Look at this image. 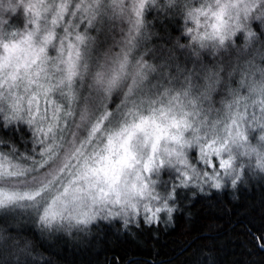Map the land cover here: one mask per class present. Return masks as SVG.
<instances>
[{
    "label": "snow or ice",
    "instance_id": "6c2138e0",
    "mask_svg": "<svg viewBox=\"0 0 264 264\" xmlns=\"http://www.w3.org/2000/svg\"><path fill=\"white\" fill-rule=\"evenodd\" d=\"M149 7L150 0L130 7L138 34ZM231 7L237 10L233 25L222 19L230 15L228 5L214 13L220 21L215 36L223 45L245 29L250 42L256 33L241 15L251 20L255 0ZM111 8L125 12L119 0ZM107 12L101 0H0V224L6 225L0 264H61L55 250L67 244L66 236L74 240L70 247L90 253L87 264H149L128 251L149 246L145 233L152 239L151 264H180L193 245L176 259H158L160 226L167 232L183 215L192 229L197 202L212 213L200 239L219 237L196 247L210 249L208 264H222L220 253L233 239L251 258L232 264H264V83L249 84L250 95L243 96L227 87L215 65L193 61L189 68L176 48L198 55L193 43L203 48L209 37L186 28V43L159 48L153 62L140 56L133 63L125 50L119 72L107 79L96 74L102 93L81 101L75 83L82 49L97 39L91 33L101 31ZM256 19L264 24V12ZM246 72L238 63L229 78L238 74L244 83ZM125 87V97L142 91L147 113L110 127L109 101ZM221 88L227 89L222 115L210 123L211 101ZM253 94L259 99L249 114ZM138 135L146 151L133 143ZM253 187L261 191L259 201L244 204Z\"/></svg>",
    "mask_w": 264,
    "mask_h": 264
},
{
    "label": "clouds",
    "instance_id": "9594fccd",
    "mask_svg": "<svg viewBox=\"0 0 264 264\" xmlns=\"http://www.w3.org/2000/svg\"><path fill=\"white\" fill-rule=\"evenodd\" d=\"M101 2L108 8L101 31L99 33L92 31L91 35L97 39L89 41L88 47L82 49V56L79 60V74L76 77L75 87L80 93L81 101L90 93L97 91L102 93L103 88L97 82L96 74L103 73L104 78L107 79L113 72H119L120 67L117 59L125 50L129 51L133 63L140 56L153 62L154 57L159 55V48H164L166 51L173 45L186 43L184 39L186 28H191L194 34L203 33L209 37L204 41L205 47L203 48L193 43L192 47L197 49L198 55L192 53L187 47L176 48L181 61H187L189 68L193 61L208 66L215 65L223 71L227 87H238L243 96L250 95L249 84L264 83V35H262L264 24L256 19L258 13L264 12V0H255L256 10L253 12L251 20H245L241 15V21L256 33L255 38L249 42L246 30L241 29L223 45L214 33L213 25L220 23L214 13H218L222 6L228 5L230 15L226 14L222 19L230 25L235 24L237 10L231 5L236 0H155L154 5L150 0L149 12L151 15L148 16L142 35L136 32L130 14V7L134 0H119L125 9L123 14L118 9L114 11L111 8L113 0H101ZM252 25L257 27L252 28ZM153 49L157 51L153 52ZM155 62L159 63L158 60ZM238 63L247 70L244 83H241V76L238 74L229 78V73L237 67ZM125 93H127L126 87L123 90L116 89L112 93L109 102L113 106L114 116L110 127H118L120 123H129L135 120L137 111L147 113V106L141 105L140 96L143 94L141 90L127 94L126 97ZM226 95V88L218 89L214 95L211 101L212 110L208 113L210 123L218 117V113L222 115V100ZM257 97H259L258 94L252 95L249 108L253 101L258 100ZM205 108L207 109V105ZM100 139L97 138V143L100 142ZM133 143L138 151H146L142 136L138 135ZM88 151L91 149L89 148ZM0 228H6V225L0 224ZM65 240L68 245L74 243L71 236H66ZM209 251V248L192 247L186 254V259L181 258L180 264H208L207 253Z\"/></svg>",
    "mask_w": 264,
    "mask_h": 264
},
{
    "label": "trees",
    "instance_id": "16d2710c",
    "mask_svg": "<svg viewBox=\"0 0 264 264\" xmlns=\"http://www.w3.org/2000/svg\"><path fill=\"white\" fill-rule=\"evenodd\" d=\"M25 135H28L27 131ZM17 142L19 143V140H17ZM20 147L21 150H23L24 145L20 144ZM260 196V189L257 187H253L250 192L245 193L243 203L247 204L249 202H258ZM194 211L196 212L197 219L192 229L186 227L183 215H180L175 228H169L167 232L164 231L163 225L160 226V239L156 242V246L160 250V255L159 257H157L158 259H162L165 261L170 257L176 259L179 256L181 249L186 244H192L193 247H198L202 243H210L211 240L219 239L216 234H207L210 236L209 241L200 239V237L205 234L201 231V225L210 215H212V213L210 209H208V207L202 202H197L195 204ZM189 231H191V235H182V233H186ZM26 234L31 237L32 232L28 230L26 231ZM142 238H147L149 246H132L128 249V251L132 256L140 259H147L149 261V264H151V260L153 259V247L151 246L152 239L151 237H147L146 233L143 234ZM45 249H47V245H44V247L40 250L44 253V256L47 257L51 250ZM55 252L57 253L58 259L61 261V264H87V262L92 258L89 252L70 247L66 243H60ZM261 255L262 254L257 252L255 259L259 260L261 258ZM246 257V250L241 247L240 241L235 239L226 242L223 251L220 253L222 264H232L234 260L243 259Z\"/></svg>",
    "mask_w": 264,
    "mask_h": 264
},
{
    "label": "rangeland",
    "instance_id": "374dc122",
    "mask_svg": "<svg viewBox=\"0 0 264 264\" xmlns=\"http://www.w3.org/2000/svg\"><path fill=\"white\" fill-rule=\"evenodd\" d=\"M257 99H259V97H257ZM41 104H42V102H41ZM42 106H43V104H42ZM248 111H249V114H251L252 108L250 107ZM256 111H257V114H258L259 113V108L258 107H257ZM165 179H167V176H165Z\"/></svg>",
    "mask_w": 264,
    "mask_h": 264
}]
</instances>
